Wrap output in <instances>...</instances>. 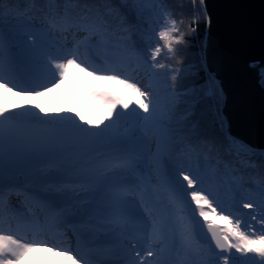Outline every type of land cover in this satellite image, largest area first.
Wrapping results in <instances>:
<instances>
[{
	"label": "snow or ice",
	"instance_id": "obj_1",
	"mask_svg": "<svg viewBox=\"0 0 264 264\" xmlns=\"http://www.w3.org/2000/svg\"><path fill=\"white\" fill-rule=\"evenodd\" d=\"M150 2L160 5L158 13L163 22L153 34L154 46L150 48L153 63L148 64L149 57L142 51L136 54V60L137 67L147 69L151 80L157 75L155 70L166 67L164 63L156 62L162 51H166L169 59L174 56L175 46L184 42V33L178 27L173 10L164 0ZM192 2L195 4V0ZM200 4L203 7L204 0H200ZM204 15L205 22H208L206 10ZM197 23L194 15L192 32H195ZM55 24L62 26L65 31L75 28L87 34L77 40L72 48L64 49L62 54H54L40 44L35 32L22 33L19 43L39 68L37 74L26 79H21L12 72L11 56L0 29V172L6 154L11 156L22 149L26 150L27 155L36 158L63 156L64 163L58 167H67L75 173V179L64 182L63 185H54L53 191L62 196L71 193L77 200L91 198L99 201L93 209L96 219L106 225L107 230L118 241L135 239L146 248V255L153 257L151 262L145 261L141 256L142 249H138L136 256L140 257L139 264H166L163 257L173 252L178 256L183 253L184 257L194 254L200 258V264H216L218 258L222 259L223 264H264V202L260 205L259 215L251 216V220L256 221L260 228L255 229L251 224L245 227V222L227 212L212 198L196 175L183 172L179 177L164 175L158 177L155 184L151 176H141L132 181L124 177L137 171L136 155L133 152L124 151L111 157H96L92 160L86 157L74 160L65 155L72 151L74 143L81 140L95 141L108 133L114 139L122 141L130 128L121 125V118L132 117L134 120L148 122L156 119L157 110L153 92L141 87L121 69L117 61L108 59L106 55L95 60L81 58L79 49L82 43L86 45L85 52L90 48L115 52L119 48V45L111 49L107 47L109 36H114L115 33L110 30L102 15L98 13L96 18H89L85 14L79 20H70L65 13ZM27 36H31V44L25 39ZM92 36L97 38L95 42L92 41ZM160 42H163L162 46ZM175 71L179 72L180 69ZM176 79L175 74L171 75L173 82ZM57 90L70 92L93 104L96 118H86L75 108L50 112L39 103L32 102ZM10 97L18 100L13 101ZM140 112L144 115L141 116ZM41 127L39 135H28L31 130ZM164 134L169 135L167 129ZM233 143L240 142L233 140ZM242 147L247 148L246 145ZM236 154L241 155L239 149H236ZM181 178L186 182L187 188L180 182ZM232 179L239 183L238 177L233 176ZM69 184L75 187L70 188ZM197 185L201 187L197 188ZM187 189L192 191L188 192ZM81 192L88 195L81 196ZM132 193L139 198L146 218L133 211L135 202L128 199ZM192 205L195 207L192 208ZM243 207L251 209L253 204L244 203ZM41 211L45 214L44 224L51 221L49 231L52 227H59L62 214L54 206V202L45 204ZM196 215L203 220L202 227H206L215 249L229 255L219 257L210 246L204 247L198 243L197 230L201 226L195 219ZM5 216L10 219L6 221ZM11 220L16 222L15 229ZM216 220L223 223L217 224ZM44 224L35 215L28 217L10 208L6 209L3 193L0 192V264H20L34 249L42 251L44 248L62 259L72 260L73 264H84L78 251L70 246H63L60 242L54 243L46 234ZM136 247L133 244V248ZM235 253L244 259L237 260ZM46 264L59 262L48 261ZM131 264L138 262L133 260ZM174 264H184V260H178Z\"/></svg>",
	"mask_w": 264,
	"mask_h": 264
},
{
	"label": "trees",
	"instance_id": "obj_2",
	"mask_svg": "<svg viewBox=\"0 0 264 264\" xmlns=\"http://www.w3.org/2000/svg\"><path fill=\"white\" fill-rule=\"evenodd\" d=\"M164 3L173 10L178 27L184 33V42L175 46L176 53L170 59L167 58L166 51H162L156 62L164 63L166 67L155 70L157 75L151 80L147 69L137 67L136 60V54L142 51L149 57V65L153 63L150 48L154 46L155 27L162 18H159L158 13L160 5L150 0H0V29L3 37L6 30L20 33L37 31L52 39L64 41L65 47L69 48L87 33L75 28L65 31L62 26L55 24L58 18L65 13L70 20H79L85 14L89 18H96L98 13L102 15L110 30L115 33L114 36H109L107 47L111 49L119 45L115 52H106L100 48L102 56L106 55L108 59L117 61L121 69L132 77H135V71H139L158 93H170L174 97L172 102L163 103L167 120L160 117L156 126L145 124L142 127L145 134L156 127H159L161 133L165 129L169 132L170 144L163 151V165L167 171L165 175L179 177L181 172L196 175L201 180L202 187L209 189L212 198L217 196L215 200L227 203V207H223L227 212L240 219L246 215L250 218L249 222H252L251 216L259 215L260 205L264 202V150L244 148L243 143L234 144L233 140H238L229 139L231 137L227 134L226 122L221 114V92L204 66L203 51L208 22H205L204 7L200 0H195V4L192 0H164ZM194 15L198 23L195 25V32H192ZM91 39L95 42L97 38L92 36ZM160 43L162 46L163 42ZM177 60L180 62L177 63ZM177 68L180 69L179 72L175 71ZM173 74L177 77L175 82L171 80ZM261 75L260 84L264 88V68ZM236 149L240 150L241 155L236 154ZM135 155L138 156L136 153ZM107 157L111 156L106 155L105 158ZM152 158L150 157V166L154 170L150 176L154 178L152 182L155 184L158 177L154 174L156 164ZM45 160L27 154L23 157L24 165L43 164L36 171V175L41 178L38 184H25L19 172L7 176L0 173V192L3 193L5 205L11 198L12 202L20 204L16 213L28 217L35 215L42 224L45 214L41 208L50 202L46 192H52L56 184L63 185L64 182L75 179V173L67 167H58L64 163V159L55 165ZM233 176L239 178V183L233 181ZM68 187L75 185L69 184ZM199 187L201 185H197ZM244 203L253 204V208L245 209ZM239 204L242 209L238 207ZM69 212V217L62 215L59 227H52L49 231L51 221L44 224L49 238L63 246L61 237L70 236L74 231L73 226L80 224L76 221V215L70 210ZM5 220L8 221V218L5 217ZM78 228L83 230L81 224ZM254 228L259 229L260 225L257 224ZM204 236L202 239L208 238ZM198 243L204 247L207 245L200 240ZM181 254L173 255L181 258ZM196 260L200 258L197 257Z\"/></svg>",
	"mask_w": 264,
	"mask_h": 264
},
{
	"label": "rangeland",
	"instance_id": "obj_3",
	"mask_svg": "<svg viewBox=\"0 0 264 264\" xmlns=\"http://www.w3.org/2000/svg\"><path fill=\"white\" fill-rule=\"evenodd\" d=\"M162 22L163 21L156 25V31L159 30V26ZM34 32L36 33L40 44L52 53L62 54L64 49H66L64 41L52 39L44 33L39 34V32L37 31ZM21 34L22 33H20L19 31L15 32L14 30H6L4 32V35L6 36H4V41L6 49L11 56L12 72L19 78L26 79L29 76L37 74L39 72V68L23 51L22 45L19 43V37L21 36ZM25 39L29 44H31V36H27L25 37ZM72 47L73 45L67 49H70ZM85 47L86 45L82 44L79 49L82 59L91 58L95 60L103 55V52H101L99 49L90 48L88 52H85ZM141 68L145 69L143 66H141ZM134 73L135 77L133 78L137 81V83L141 87L147 88L148 91L153 92L154 94L157 110L156 119L144 122L141 120H134V118L132 117L121 118V125H127L130 128V131L127 134L126 138L122 141L114 139L111 133H108L97 138L95 141L81 140L79 142H76L73 144L72 151L65 154L66 156H75V158H73L74 160L80 159L81 157H86L88 160H92L96 157L105 158L106 155L113 156L123 151L136 153L139 156L136 157L137 171L135 174L124 177V179H130L132 181L138 180V178L141 176L145 178L150 176V173H152V171L154 170L150 166V157H153L152 161H154L156 164V172L154 174H156L157 177H163L167 172L166 167L163 165V151L170 144V135L165 136L164 133H161L159 127L151 128L152 130L150 129V132L145 134L142 131V127L145 124L156 126V124L159 123L160 117H165V119L167 120L168 118L167 114L165 113V109H163V103L164 101L172 102L174 99V97L170 93H158L155 90L154 86L151 85L150 82H148L147 77L144 74L141 75L139 71H135ZM10 99L13 101L18 100V98L16 97H10ZM32 102L39 103L42 107L45 108L46 111L55 112L57 109L75 108L76 110L80 111L86 118H96L95 106L80 99L77 96L72 95L70 92L57 90L45 96L39 97ZM137 111L139 112V109H137ZM140 115L143 116L144 113L140 112ZM77 123H80L79 120H77ZM41 131L42 127L31 130L28 135L36 136L39 135ZM93 131L97 130L93 129ZM25 154V149H22L21 151L14 153L11 156L6 154L3 163V169L0 173L6 176L12 175L15 172L18 173L21 169L27 166L24 165L23 161V157ZM45 159V161L49 162L52 165H55L56 163H59L61 161L63 162L62 159H64V157H46ZM32 172L33 170L26 171V175H24L25 184L30 182L32 184H38L41 182V178H39L35 173L33 175ZM153 179L154 178H152V180ZM180 182L184 185L185 188H187L186 182H184L182 179L180 180ZM204 189L210 193L209 189H207L206 187ZM187 191L191 192L192 189H187ZM46 194L49 196L48 200L50 202H54V206L58 209V211L62 210L64 212H61L62 215L69 217V210L72 211L71 213H74V215H76L78 219L76 221H79L81 226L83 227V230H80L78 228V225L80 224H76L75 226H73L74 231L72 230V234L68 237H61V239L64 243V246H70L74 251H78L80 257L83 258L84 264H131V261L133 260H136L139 264L140 257L136 256V251L138 249H142L141 256H143L145 261L151 262L153 260V257H148L146 255V248H144V246L141 245L138 241H136L135 239H123L122 241H118L111 234V232L107 230V226L96 219V214L93 209L97 204H99V201H93L91 198L77 200L72 196L71 193H69L68 196H62L54 191H47ZM80 195L85 196L88 194L81 192ZM216 197L217 196H214V198ZM128 199L135 202L133 211L139 216L146 218V214L139 204V198L134 193H132L128 196ZM188 199L190 203V197ZM219 203L222 207H227L226 202L219 201ZM19 205L20 204L18 203L12 202V199L10 198L6 204V209L10 208L13 211L17 212ZM194 207L195 206L192 205V208ZM238 207L242 209L241 204H239ZM5 217L8 218V220L10 219L7 216ZM241 218V220L245 222V227L247 224H251L253 227L257 226L256 221L252 220V222H249L250 218H248V216L243 215ZM195 219L199 224H201V226H203V220L198 215L195 216ZM11 223L13 229H15V220H11ZM216 223L222 224L223 222L216 220ZM197 234L199 237L201 236L200 231H197ZM203 240L207 242L205 239H202V241ZM133 244H136L137 247L133 248ZM207 246L208 245H206V247ZM232 253H234V250H232ZM173 254H175V252L166 254L163 257V259L166 261V264H174V262H177L178 260H184V264H200V260H196L198 256L194 254L188 257H184V254L182 253L181 255L183 258L174 256ZM226 255H229V253H218L219 257H223ZM235 258L237 260L244 259L243 257H240V254L238 253H235ZM48 261H58L59 264H73L72 260L62 259L54 253L49 252L47 248H44L42 251L39 249H34L28 256L21 260L20 264H46V262ZM216 264H223L222 259L218 258Z\"/></svg>",
	"mask_w": 264,
	"mask_h": 264
},
{
	"label": "water",
	"instance_id": "obj_4",
	"mask_svg": "<svg viewBox=\"0 0 264 264\" xmlns=\"http://www.w3.org/2000/svg\"><path fill=\"white\" fill-rule=\"evenodd\" d=\"M203 7L208 17L204 66L221 92L227 134L248 148L264 150V0H204ZM38 164L24 167L19 175L24 180L26 171L36 174L43 166ZM197 231L198 240L219 253L207 229ZM202 236H208L207 242Z\"/></svg>",
	"mask_w": 264,
	"mask_h": 264
},
{
	"label": "bare ground",
	"instance_id": "obj_5",
	"mask_svg": "<svg viewBox=\"0 0 264 264\" xmlns=\"http://www.w3.org/2000/svg\"><path fill=\"white\" fill-rule=\"evenodd\" d=\"M252 148V147H251Z\"/></svg>",
	"mask_w": 264,
	"mask_h": 264
}]
</instances>
